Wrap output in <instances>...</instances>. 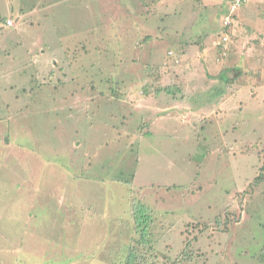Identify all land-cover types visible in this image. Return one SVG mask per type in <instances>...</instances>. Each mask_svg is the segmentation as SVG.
I'll list each match as a JSON object with an SVG mask.
<instances>
[{
    "label": "rangeland",
    "instance_id": "374dc122",
    "mask_svg": "<svg viewBox=\"0 0 264 264\" xmlns=\"http://www.w3.org/2000/svg\"><path fill=\"white\" fill-rule=\"evenodd\" d=\"M236 1L0 0V264H264V0Z\"/></svg>",
    "mask_w": 264,
    "mask_h": 264
},
{
    "label": "trees",
    "instance_id": "16d2710c",
    "mask_svg": "<svg viewBox=\"0 0 264 264\" xmlns=\"http://www.w3.org/2000/svg\"><path fill=\"white\" fill-rule=\"evenodd\" d=\"M232 4H238L239 5V2H237L236 0H232ZM230 11V10H229ZM229 11L227 10V12H228V14H229ZM7 26V25H6ZM226 30H225V32L223 33L224 35H226V34H228V28H229V24H227L226 25ZM264 181V176L262 177V178H259L258 179V181ZM144 213V212H143ZM140 215V212H138L137 214H136V218H138V221H139V223L141 224V223H144L145 221H142V219L139 217V215ZM138 222L136 223V224H138V226L140 225ZM232 223V221H225V226L226 227H229V225ZM215 224H216V226L217 227H219V228H221L222 227V222L219 220V218H217L216 219V221H215ZM203 226V228H201V230H202V232H205L206 230H209V229H211L212 228V224H209V223H205V224H203L202 225ZM143 227V228H142ZM196 229H200V224H197L196 226ZM140 228H142L143 230V237H146V238H149V239H152V234H153V232L154 231H149V232H147V230H148V226L147 225H140ZM218 228V229H219ZM143 243V242H142ZM141 243V244H142ZM263 251H264V249H263ZM189 254L190 253H186V255L187 256H189ZM140 259V257H138L137 256V254H135L134 252L133 253H130V255H129V257H128V260H127V262H126V264H136L137 262V260H139ZM193 260V258L192 259H189V260H187V261H192ZM174 264H180L179 263V261H177L176 263H174Z\"/></svg>",
    "mask_w": 264,
    "mask_h": 264
},
{
    "label": "built area",
    "instance_id": "2783aa9c",
    "mask_svg": "<svg viewBox=\"0 0 264 264\" xmlns=\"http://www.w3.org/2000/svg\"><path fill=\"white\" fill-rule=\"evenodd\" d=\"M13 24H14V22H13L12 20H9V21L7 22V26H8V27H12ZM227 40H228L227 38L224 39V41H227Z\"/></svg>",
    "mask_w": 264,
    "mask_h": 264
},
{
    "label": "clouds",
    "instance_id": "9594fccd",
    "mask_svg": "<svg viewBox=\"0 0 264 264\" xmlns=\"http://www.w3.org/2000/svg\"><path fill=\"white\" fill-rule=\"evenodd\" d=\"M8 27V26H7Z\"/></svg>",
    "mask_w": 264,
    "mask_h": 264
}]
</instances>
